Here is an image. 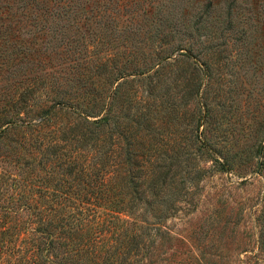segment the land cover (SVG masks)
I'll return each instance as SVG.
<instances>
[{"label":"trees","instance_id":"trees-1","mask_svg":"<svg viewBox=\"0 0 264 264\" xmlns=\"http://www.w3.org/2000/svg\"><path fill=\"white\" fill-rule=\"evenodd\" d=\"M194 2L0 0V264H141L196 157L227 164L210 58L249 15Z\"/></svg>","mask_w":264,"mask_h":264},{"label":"rangeland","instance_id":"rangeland-1","mask_svg":"<svg viewBox=\"0 0 264 264\" xmlns=\"http://www.w3.org/2000/svg\"><path fill=\"white\" fill-rule=\"evenodd\" d=\"M194 1L189 0L190 6ZM242 1L249 16L239 27L247 26L250 37L229 43L218 58H210L218 64L209 83L211 99L218 105L217 116L223 112L228 124L226 132L213 133L225 145L218 155L227 164L223 167L206 153L196 157L199 172L182 185L184 196L164 217L141 264H264V0ZM210 19L218 22L216 11ZM185 65L178 63L188 76ZM182 84L175 86L172 99L186 96ZM190 110L182 100L181 124L169 127L176 148L189 147L185 126L189 128ZM233 125L242 126L239 133Z\"/></svg>","mask_w":264,"mask_h":264}]
</instances>
